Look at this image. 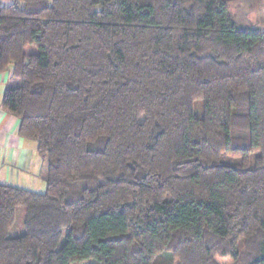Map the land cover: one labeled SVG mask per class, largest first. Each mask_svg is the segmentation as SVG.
<instances>
[{"label":"trees","instance_id":"16d2710c","mask_svg":"<svg viewBox=\"0 0 264 264\" xmlns=\"http://www.w3.org/2000/svg\"><path fill=\"white\" fill-rule=\"evenodd\" d=\"M7 72L46 191L0 181V264H264V30L227 0L0 3Z\"/></svg>","mask_w":264,"mask_h":264},{"label":"crops","instance_id":"0c3cea01","mask_svg":"<svg viewBox=\"0 0 264 264\" xmlns=\"http://www.w3.org/2000/svg\"><path fill=\"white\" fill-rule=\"evenodd\" d=\"M4 1L5 4H10L8 0ZM10 75L9 72L0 74V181L22 188L34 181L32 178L27 180V177H39L41 160L36 144L25 141L18 135L19 120L2 109V98ZM35 186H38V182Z\"/></svg>","mask_w":264,"mask_h":264},{"label":"rangeland","instance_id":"374dc122","mask_svg":"<svg viewBox=\"0 0 264 264\" xmlns=\"http://www.w3.org/2000/svg\"><path fill=\"white\" fill-rule=\"evenodd\" d=\"M9 2L11 0H8ZM229 5V12L231 18L243 28H258L264 30V0H227ZM1 4H5L4 0H0ZM195 113L198 117L203 116V102L197 101L195 103ZM34 144V143H32ZM41 162V161H40ZM32 178L28 186L23 185L22 188L43 193L46 191V184L39 179L38 175L34 177H27V180ZM38 182V186L35 184ZM26 216L25 209H21L18 214L17 222L10 232L11 237H19L24 234L23 222ZM81 264H96L95 261H88Z\"/></svg>","mask_w":264,"mask_h":264}]
</instances>
